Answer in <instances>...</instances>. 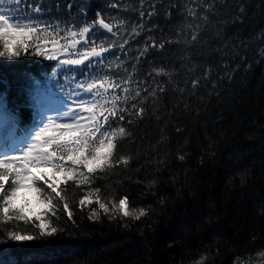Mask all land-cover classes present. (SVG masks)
Instances as JSON below:
<instances>
[{"label": "trees", "instance_id": "1", "mask_svg": "<svg viewBox=\"0 0 264 264\" xmlns=\"http://www.w3.org/2000/svg\"><path fill=\"white\" fill-rule=\"evenodd\" d=\"M107 2L89 0L79 14L80 0H27L19 7L31 14L27 5L40 3L45 10L38 19L73 30L91 23L97 11L111 12L127 24L128 38L140 21L139 0H123L118 9L106 8ZM155 7L147 26L158 27L130 41L128 67L149 37L173 41L138 66L137 79L164 67L169 75L155 83L167 90L148 97L143 119L120 122L131 135L119 141L116 155L130 156V166L98 173L93 184L105 202L127 195L131 207L145 208L148 216L98 211L90 220L97 206H78L87 189L63 185L73 220L52 217L56 235L39 238L31 225H9L38 237L0 244L18 264H197L202 257L206 264H264V0H158ZM53 38L63 40L65 32ZM54 66L42 56L0 58L3 122L14 117L28 127L43 89L56 82Z\"/></svg>", "mask_w": 264, "mask_h": 264}, {"label": "snow or ice", "instance_id": "2", "mask_svg": "<svg viewBox=\"0 0 264 264\" xmlns=\"http://www.w3.org/2000/svg\"><path fill=\"white\" fill-rule=\"evenodd\" d=\"M122 2L108 0L105 7L118 9ZM157 2L139 0L140 21L131 26L128 38H124L123 32L128 26L111 12L97 11L95 19L79 26L78 30H73V26L62 29L60 24H49L38 19V14L45 10L40 3L27 5L31 9V14H27L26 10L19 7L22 3L26 4L27 0H0V58L11 61L21 55H33L56 60L59 54L76 49L79 45L84 51L76 53L78 58L61 60L60 65H83L88 69L84 80L75 83L67 93V98L75 107H69L61 116L48 118L47 123L40 120L38 125L42 124V127L34 129L31 143L19 148L17 155L10 157L0 154V222L4 225L0 228V244L52 237L58 229L52 226L51 218H59L61 214L72 221L71 205L63 194V185L68 184L87 189L86 195L79 199L78 206L81 209L93 204L97 206L91 209L90 220L98 218V211L105 214L119 212L121 217L134 220L148 216L145 208H132L127 195L105 202L99 195L100 188L93 187V184L99 178L98 173L115 168L126 170L130 166V156L116 155L119 141L131 135L120 122L133 116L143 119L146 114L144 103L148 97L154 98L167 90L162 84L155 83L157 77L169 75L164 67H152L143 79H137L138 66L151 50L163 49L173 41H157L149 37L144 46L136 50L135 63L131 64L130 71L128 67L129 59H132L129 57L131 49L127 47L130 41L158 27L155 24L151 28L147 26L151 18L157 15ZM88 6L89 0H80L77 13H86ZM56 7L59 9L60 5ZM170 7L175 5L170 4ZM187 11L188 15L196 16L194 9L189 8ZM167 15L170 16L171 12L168 11ZM77 19L78 16L74 17L70 23L75 25ZM60 31L65 32L67 43L64 45L54 38L48 39L53 32ZM100 32L109 35L93 40ZM261 35L264 36V33ZM113 52L116 55L109 59ZM260 54L264 57V49ZM121 55L125 59H121ZM80 71H84V68ZM121 71L124 76H119ZM199 84V79L193 80V89ZM61 118H67L69 122L57 123ZM3 120V113L0 112V124ZM12 120L14 130L15 118ZM127 123L131 124L132 120L127 119ZM177 159L184 161L186 156L180 154ZM173 179L175 181L176 178ZM20 222L37 229L38 237L9 227ZM206 259L202 257L197 264H206ZM0 264L18 262L6 249L0 248Z\"/></svg>", "mask_w": 264, "mask_h": 264}, {"label": "rangeland", "instance_id": "3", "mask_svg": "<svg viewBox=\"0 0 264 264\" xmlns=\"http://www.w3.org/2000/svg\"><path fill=\"white\" fill-rule=\"evenodd\" d=\"M48 47L50 48L51 44H49ZM80 51H84V49H80ZM70 53L74 55L75 49H72ZM68 55H69V53L65 52V53H61L57 56L58 57V68L62 66V65H60V59H67ZM40 105H41V107H43V110L41 111V115L44 118L42 116H40L39 121L43 120L44 123H47L48 118H54V117L61 116V114L65 111H67V109L70 107L66 103L46 102V101H41ZM66 122H69L67 118H61V119L57 120V123H66ZM37 126L42 127V124H39ZM37 126H36V128H37ZM31 135H34V133L20 137V139H17L16 143L13 145V149H10L8 152L2 153V154L8 155L10 157L17 155L19 148L26 147L28 143H31Z\"/></svg>", "mask_w": 264, "mask_h": 264}]
</instances>
